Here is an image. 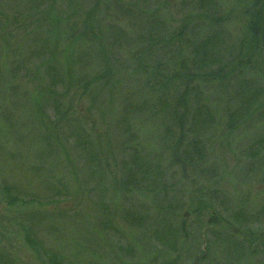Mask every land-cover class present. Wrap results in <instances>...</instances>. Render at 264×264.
<instances>
[{"label": "rangeland", "instance_id": "374dc122", "mask_svg": "<svg viewBox=\"0 0 264 264\" xmlns=\"http://www.w3.org/2000/svg\"><path fill=\"white\" fill-rule=\"evenodd\" d=\"M255 2L210 0L187 9L182 0H100L96 43L72 45L66 37L82 28L72 13L60 32L65 42L54 43L39 17L49 0H0V264H51V254L61 264H264V146L248 156L264 142V33L254 54L240 51L257 11L264 21V1L263 10ZM184 23L191 46L175 40ZM171 39L183 48L188 76L196 73L190 113L202 106L210 117L190 166L169 162L170 103L154 80L179 62L175 48L164 47ZM104 64L115 74L113 92L105 94L112 84L87 86L90 95L81 98ZM226 64L227 75L211 80ZM253 96L255 109L238 113ZM129 163L141 166L129 167L137 186L121 189ZM198 188H207L202 201L212 208L196 211L191 191ZM239 214L247 219L236 224ZM182 221L188 241L168 230ZM253 232L260 239L251 240Z\"/></svg>", "mask_w": 264, "mask_h": 264}, {"label": "trees", "instance_id": "16d2710c", "mask_svg": "<svg viewBox=\"0 0 264 264\" xmlns=\"http://www.w3.org/2000/svg\"><path fill=\"white\" fill-rule=\"evenodd\" d=\"M209 1L210 0H182V4L185 5L187 9L189 8L195 9L197 7H202V4L204 2L207 3ZM263 1L264 0H257V2H255V5H257L255 8L257 10H263L259 6L261 5L260 2H263ZM49 2L50 3L45 7V10H41L42 13L39 14V17L43 24L46 23L47 25L51 27L50 33H52L53 36L55 37L54 43L56 41L60 42V44L61 43L63 44L65 42V35H61V33L65 31L63 26L64 24L66 25L65 20L66 18L69 17L71 13H72L71 17L76 16L77 21H81L80 25L82 28H80V31L77 32L76 37H71L68 40L67 39L68 36H67L66 37L67 42L71 43L72 45L78 41H80V43H83L84 45L86 44L90 45V44L96 43L95 39L97 37L95 36V33H94L93 20L98 14V12L100 11L98 10L101 8L100 0H93L91 7L86 11H80L79 7L81 8L83 4L89 3L90 0H49ZM67 12L69 13V15L67 14ZM154 12L157 13V11H154ZM145 15L146 13L144 12V10H141V16H145ZM187 18L191 19L193 17L188 15ZM253 20L254 21L249 24L250 38L246 37V40L241 42L240 51H242V49L245 47L246 51H250L254 54L256 49H258V44L262 41L263 36L261 35L264 33V21H262V17H260V13L258 11L256 12V16ZM216 22H219V20H217ZM220 23L221 21L218 24ZM188 30H189L188 23H184V25L178 29V32L175 35V40H178L179 42L186 44V46H191L190 43H188L187 40L184 38V35L187 34ZM154 31H155V28H150L148 32V35L150 36L149 38L151 39L152 42H154L155 40L154 35L152 38V34L154 33ZM258 35H259V38H257ZM175 40L171 39L169 41L164 42V47H169V46L174 47L175 54L179 56V58H177L179 62L178 63L174 62L172 64V67L170 68L165 78L163 76H158L159 73L156 72V74L154 75V80L156 81L157 84H160L162 90L164 91L163 101L170 103V105H167V107L164 108L165 115L168 116L170 120L169 125L167 127V131L165 130V133L166 135L171 137L172 141H174L173 143L170 142L171 144H168L165 146L166 151H168L171 154V157L169 155L170 157L169 162H171L175 157H177V158H180L186 165L190 166V165H193V162H191L193 159L192 155L193 154L200 155V151L198 147L199 142L196 139V138H199L198 131H200L203 124H206L210 121V117L207 115L205 108L202 106L197 107V108L194 107L193 114H191L192 110H191V106L188 103V97L190 100H192V97L195 94V90L188 88V84H191L193 82L196 83V73L190 74L191 77L188 76L187 68L185 67V65H187V62L180 58L182 56L183 48L176 46ZM210 43H212V41ZM246 44L248 45L246 46ZM195 45L196 44H193L192 46L194 53L196 52L195 50H198L199 48L198 46H195ZM99 54L100 52H98V56ZM227 65L228 64H226V66H222V68H220L215 74L210 75V79L214 80L213 76L218 77V78H220V76H226L227 73L224 72L226 68H223V67H228ZM230 66L232 67L229 70L230 72L236 70L238 67V65L237 67H235L234 60L231 61ZM104 67L105 68L100 76L99 74H95L93 78L89 79L87 82L84 83L82 87L83 91L79 90L81 92L79 94L81 98L86 97V94L87 96L90 95V92L89 91L87 92V89H86L87 86H90L91 88H93V90H95L97 86L99 87L101 86V89L107 90L111 87V84H112V90L110 92L105 91V94L109 96L113 92L115 88V83L113 82L115 74L113 70L109 68L106 64H104ZM179 68H182V70H180ZM193 70L196 71L195 67L193 68ZM66 71L68 70L66 69L64 70L65 76L67 77V81H70L71 73L70 71L69 72H66ZM41 75L44 76V77L43 76L40 77L41 81H43V78H45L46 75L45 74H41ZM197 78H199V75L197 76ZM111 79L113 81H111ZM45 87H46L45 92L50 91L49 89L50 87L49 88L47 86ZM41 88L42 87L36 88V95H35L36 101L35 102L37 103V105H38V98L42 97ZM189 91H191L190 95H189ZM91 99L93 100L92 96H91ZM255 107H256V97L253 96L252 98L247 99L245 102L241 104V108L238 113L247 112L250 108L255 109ZM179 109H181L180 113H178ZM203 114H204V119L202 121L203 123H200L199 120L200 119L202 120ZM34 116H36V114H34ZM233 116H230L229 121H232L235 118V115ZM81 123H83V121H81ZM229 128H232V124H229ZM172 129L177 130L176 134H174ZM255 143L256 144L254 145V148L257 147V149H253L248 152V156H250V158L252 159L256 158V155L260 152L259 148L264 146V142H255ZM84 144H90V142L89 141L83 142L81 144V148L83 147ZM172 154H174V157H172ZM131 166L139 167V168L141 167L140 165L136 166L135 164H130V163L127 165L128 172L125 173V177H126V179H124L125 181L124 182L121 181V184H120L121 189L122 188L130 189L131 187L137 186V184H135L134 182L137 175L129 171V167ZM115 180L116 179L114 178V181ZM138 180H140L139 175H138ZM163 190L165 191L164 188ZM197 190L199 191V193L195 189L191 191V198H193V201L196 203V206H197L196 211L200 212L201 209L206 210L208 208H212V205L209 202L202 201L203 199H205L207 188H198ZM210 193L215 194V192H210ZM29 201H26V204ZM127 219L129 220V222L127 221L129 225L134 224V225L140 226L138 219L136 220L129 219V218ZM240 219L246 220L247 218H245L243 214H239L234 217L235 223L237 221L240 222L241 221ZM106 220H108L107 216H106ZM216 220H220V218L217 217ZM184 223L185 222L182 221L181 227L180 226L175 227V228L168 227V230H169V233H171L173 236L177 238H180L182 241H188L190 240V236H189V233L186 232L185 226L183 227ZM230 225H234V224L227 223V226H230ZM230 227H234V226H230ZM197 229L198 228H196V230ZM238 229L234 231V233L236 234L238 233L239 236H242L243 232L241 231V229L239 230ZM25 234H27L26 230H25ZM260 235L261 234H258L257 232H253L251 240L257 241L258 239H260ZM25 238L27 242H29L28 237L26 236ZM232 250L235 251V254L237 252L242 253L243 251L241 250V247H238V248L234 247V249ZM41 255L46 258L49 254L46 251L42 250ZM51 255L54 257L53 258L54 261L51 264H61V262L55 257V255L53 254Z\"/></svg>", "mask_w": 264, "mask_h": 264}, {"label": "water", "instance_id": "95a60500", "mask_svg": "<svg viewBox=\"0 0 264 264\" xmlns=\"http://www.w3.org/2000/svg\"><path fill=\"white\" fill-rule=\"evenodd\" d=\"M187 216H188V214H185V215H184V217H187Z\"/></svg>", "mask_w": 264, "mask_h": 264}]
</instances>
